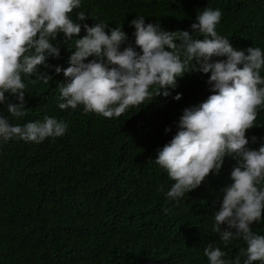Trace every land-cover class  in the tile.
<instances>
[{
	"label": "trees",
	"instance_id": "16d2710c",
	"mask_svg": "<svg viewBox=\"0 0 264 264\" xmlns=\"http://www.w3.org/2000/svg\"><path fill=\"white\" fill-rule=\"evenodd\" d=\"M205 8L221 10L216 31L234 48L264 51V0H82L70 15L75 20L77 12H84L89 26L103 21L122 27L134 45L130 21L137 15L165 30L192 34L191 24ZM79 35H85L83 28ZM62 40L58 34L56 42ZM74 40L60 43V57L47 63L66 68ZM38 68L50 75L47 83L22 74L26 115L14 118L6 105H0V115L20 125L55 116L68 130L40 144H0V264H208L204 249L209 244L229 261L240 256L242 264L246 243L237 238L225 246L211 230L221 189L232 183L236 161L226 156L219 174L210 173L176 201L160 191L173 181L154 161L157 149L175 135L183 110L212 94L209 74L186 72L168 97H149L108 119L85 114L81 107L60 110L63 72ZM177 92L179 101L172 99ZM9 102L18 101L13 95ZM256 123L264 125V107L258 109ZM166 127L171 131L166 133ZM246 136L264 137V126H254ZM251 227L264 235V219Z\"/></svg>",
	"mask_w": 264,
	"mask_h": 264
},
{
	"label": "clouds",
	"instance_id": "9594fccd",
	"mask_svg": "<svg viewBox=\"0 0 264 264\" xmlns=\"http://www.w3.org/2000/svg\"><path fill=\"white\" fill-rule=\"evenodd\" d=\"M81 4L82 0H0V105H6L14 118L26 115L22 74L45 83L50 76L38 66L63 72L66 82L58 85L60 110L81 107L85 114L108 119L120 117L149 97H168L186 72L209 74L212 94L185 108L175 135L157 149L155 164L173 181L167 191L163 186L160 191L168 200H179L210 173L219 174L226 156L234 159L232 183L221 189L211 230L225 246L237 238L246 243L242 264H264V235L251 227L264 219V137L246 136L254 126H264L256 123L257 111L264 107V51L253 46L234 48L229 38L219 35V8L198 12L192 34L165 30L137 15L130 21L132 45L122 27L103 21L89 26L84 12H77L74 20L70 14ZM82 28L85 35L80 36ZM58 34H63L60 42H56ZM73 38L74 47L69 49L74 51L69 52L66 68L47 63L60 57V43ZM6 93L18 102H9ZM181 98L179 92L172 96L176 101ZM67 130L68 124L55 116L20 125L0 115V144L11 140L40 144L64 136ZM250 143L259 147H249ZM204 255L208 264H241L240 256L229 261L212 244L205 247Z\"/></svg>",
	"mask_w": 264,
	"mask_h": 264
}]
</instances>
